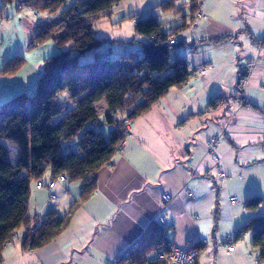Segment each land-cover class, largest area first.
Segmentation results:
<instances>
[{
	"label": "crops",
	"instance_id": "obj_1",
	"mask_svg": "<svg viewBox=\"0 0 264 264\" xmlns=\"http://www.w3.org/2000/svg\"><path fill=\"white\" fill-rule=\"evenodd\" d=\"M161 1L140 17L157 16L164 31L188 24L190 2H183L182 18L168 21ZM4 10L0 8V15ZM203 13L198 29L183 31L182 52L180 47L176 50L188 61V80L170 87L148 111L129 122L121 148L97 170L95 190L76 207L63 232L45 246L26 251L20 247L24 233L20 227L12 245L3 248L0 264H104L131 246L153 221L170 227L167 236L176 245L199 242L197 264H255L248 253L250 233L236 238L235 233L253 216L244 206L247 197L261 196L258 210H264V155L258 145L264 116L263 60L245 78L246 104L236 82L264 36V0H204ZM208 63L213 67L198 75V65ZM26 68L25 63L12 75H0L31 94L41 73L33 81L22 74ZM95 109L97 115L105 114V101L95 103ZM100 129L107 135L112 125L101 124ZM215 135L219 162L208 152ZM218 167L226 172L223 180L217 176ZM49 179L47 172L41 180ZM35 184L33 180L29 184L32 218L42 219L51 212L62 216L81 195L80 183L57 181L51 190L55 199L49 200L48 191ZM188 186L191 196L185 192ZM228 195L237 201L230 204ZM229 234L234 235L232 251L227 249Z\"/></svg>",
	"mask_w": 264,
	"mask_h": 264
},
{
	"label": "trees",
	"instance_id": "obj_2",
	"mask_svg": "<svg viewBox=\"0 0 264 264\" xmlns=\"http://www.w3.org/2000/svg\"><path fill=\"white\" fill-rule=\"evenodd\" d=\"M2 1V7L7 2L18 1L40 14L56 12L67 0ZM121 1L75 0L63 10L54 24L61 25L62 31L54 36L60 47L70 43L76 53L62 50L45 59L35 90L31 94L19 92L0 104V259L5 242L12 241L20 227L24 228L20 247L26 251L45 246L63 232L76 207L95 190L97 170L121 148L126 138L128 128L123 123L116 125L118 115H124L130 122L148 111L170 87L182 85L189 78L188 61L176 50L184 40L183 31H195L189 29V25L195 19L200 0L188 1V24L183 22L170 31L162 29L155 15L139 20L132 18L135 19L134 30L143 38L137 40L143 52L140 59L134 51H129L115 58L109 53L105 57L96 53L92 61H78L79 55L100 46L101 41L94 36L91 24L110 14ZM174 1L160 2L162 14H169L175 8ZM178 10L180 12V8ZM53 30L41 29L40 23L37 24L28 45L40 43L53 35ZM175 33H180L181 39L170 44L168 39ZM257 44L264 48V36ZM25 63L22 55H16L1 65L0 73L12 75ZM248 71L245 67L238 73L236 86L242 98ZM68 100L73 103L71 108L65 105ZM100 100L107 106L102 119L95 109V103ZM211 104H215V100ZM102 122L112 125L107 135L97 128ZM70 138L76 139L75 149L64 147ZM1 140L16 145L18 152L14 163L9 160V150ZM47 172L49 180L64 174L69 182L80 183L81 195L62 216L51 212L42 219L32 218L28 215L29 184L32 180L42 181ZM262 202L261 196L252 195L245 199L244 206L247 210H255ZM169 230L168 226L151 222L134 254L163 249L169 241ZM246 233L251 236L250 252L264 259V212L250 216L237 228L235 238ZM232 237L234 239V235ZM190 248L198 255L200 243Z\"/></svg>",
	"mask_w": 264,
	"mask_h": 264
},
{
	"label": "rangeland",
	"instance_id": "obj_3",
	"mask_svg": "<svg viewBox=\"0 0 264 264\" xmlns=\"http://www.w3.org/2000/svg\"><path fill=\"white\" fill-rule=\"evenodd\" d=\"M74 1L75 0H67L56 12H41L39 15H35L33 12L29 11L24 4H21L20 8H17L15 2H7L3 14L0 15V67L7 59L16 55H22L27 64V68L22 74L24 77H30L34 81L37 80L38 74L42 72L43 61L45 59H48L62 50L69 51L70 54H75L76 52L71 48L70 43L60 47L54 36L62 31L61 25H54L56 21L58 22L60 13L68 8ZM155 1L157 0H150L151 3L149 0H122L118 6L116 5L111 9L110 14L99 17L98 20L91 24V28L94 36L101 41L100 46L79 55L78 61L80 63L92 61L96 53H99L101 57H105L106 54L109 53L111 58H115L121 53L139 49L137 40L143 38L134 30L132 18L139 20L140 13L147 9V7H150V5H154ZM184 1L188 2L189 0L174 1L175 8L169 11L168 21H174L180 18V12ZM2 5L3 1L0 0V8ZM178 8H180V12ZM38 23H40L41 29L52 28L53 30L54 27V34L46 37L36 45H28L32 32L35 30V26ZM182 49L180 47L179 51L182 52ZM27 85L26 90L31 87L29 84ZM15 86V84L13 86V83L8 77H1L0 75V104L9 97L22 92L23 88L16 89ZM7 92L8 94H6ZM67 102L68 104L65 103L66 107L71 108L73 106L72 101L68 100ZM102 117L103 115H100V119H102ZM102 124L106 123L102 122ZM105 126L106 125H103L104 128ZM100 127L101 124L97 126L98 129H100ZM75 140V138H70L69 141L65 143L64 147H70ZM1 142L9 150V160L14 162L16 157L14 150L17 149L16 145L9 140H1ZM76 192L74 193L75 197L78 195ZM262 212H264V210H258V208L250 210V213L253 215ZM248 253L251 261L254 262L252 253L250 251Z\"/></svg>",
	"mask_w": 264,
	"mask_h": 264
},
{
	"label": "built area",
	"instance_id": "obj_4",
	"mask_svg": "<svg viewBox=\"0 0 264 264\" xmlns=\"http://www.w3.org/2000/svg\"><path fill=\"white\" fill-rule=\"evenodd\" d=\"M21 4L23 3H19L18 1H15V5L17 6V8H20ZM25 6L27 7L29 11L33 12L35 15H39L38 11L33 9L30 5H25ZM203 7H204V0H200L198 2V11L195 14V19L189 25V29L191 30L198 29L199 21L204 16ZM132 21L135 23V19H132ZM0 25H1V21H0ZM180 39H181V34L175 33L169 37L168 41L170 44H176L180 41ZM134 52L137 58L140 59L143 57V52L141 49H137ZM259 59H262L264 63V48L260 45L258 47L256 55L248 64L249 71L254 67V65ZM212 67L213 66L210 63L200 64L197 67L196 73L198 75H203L205 74L207 70L211 69ZM242 102L246 104L248 102L247 98L243 97ZM115 122H116V125H119V126L121 123H123L126 128H128L129 126V120H127L126 117L124 116L123 117L120 116V118L117 119V121ZM262 125H263L262 126V138L259 141V149L261 153L264 155V116L262 118ZM218 138L219 136L215 135L208 146V152L209 154H211L215 162H219V157L215 151L216 142L218 141ZM217 176L221 180L225 179L226 178L225 170L221 167H218ZM65 180H66V176L64 174H59L54 179L48 180L46 182L37 181L35 186L37 188L46 189L48 191L49 200H54L55 195L51 192L52 188L54 187L57 181L64 182ZM185 192L188 196L192 195V190L189 186L186 188ZM228 201L231 204H234L237 201V197L228 195ZM160 221L161 223H165L166 217L164 215H161ZM140 238L141 237L134 240L131 246H129L126 250H124L118 256L109 259L104 264H196V257H197L196 250H193L190 247L176 245L175 243L171 241H168L165 244L163 249H159L153 252H143L138 255H135L134 254L135 249L140 245V241H141ZM226 239L229 241H232L233 239L232 234H229L226 237ZM11 245H12L11 240H7L5 242V246H11ZM227 249L228 251L234 250V246L231 244V242L228 245ZM252 255H253L255 264H264V259H261L259 256H257L254 253H252Z\"/></svg>",
	"mask_w": 264,
	"mask_h": 264
}]
</instances>
